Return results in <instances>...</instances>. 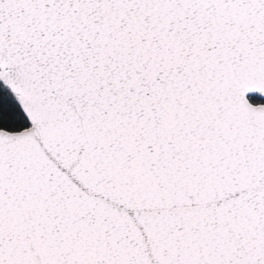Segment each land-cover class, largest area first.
<instances>
[{"label":"snow or ice","instance_id":"obj_1","mask_svg":"<svg viewBox=\"0 0 264 264\" xmlns=\"http://www.w3.org/2000/svg\"><path fill=\"white\" fill-rule=\"evenodd\" d=\"M0 264H264V0H0Z\"/></svg>","mask_w":264,"mask_h":264}]
</instances>
